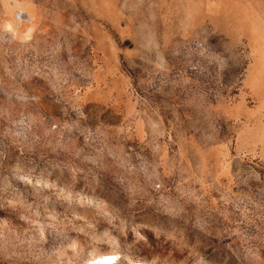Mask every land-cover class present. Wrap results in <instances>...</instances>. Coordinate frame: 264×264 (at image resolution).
I'll return each mask as SVG.
<instances>
[{"label": "rangeland", "instance_id": "rangeland-1", "mask_svg": "<svg viewBox=\"0 0 264 264\" xmlns=\"http://www.w3.org/2000/svg\"><path fill=\"white\" fill-rule=\"evenodd\" d=\"M0 264H264V0H0Z\"/></svg>", "mask_w": 264, "mask_h": 264}, {"label": "bare ground", "instance_id": "bare-ground-1", "mask_svg": "<svg viewBox=\"0 0 264 264\" xmlns=\"http://www.w3.org/2000/svg\"><path fill=\"white\" fill-rule=\"evenodd\" d=\"M24 13L25 12L23 10H19V12L17 13V17L16 18L19 19V20L25 18ZM7 26L9 28H12L10 23H7Z\"/></svg>", "mask_w": 264, "mask_h": 264}]
</instances>
